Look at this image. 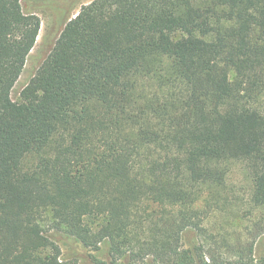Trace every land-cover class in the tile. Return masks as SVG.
I'll return each mask as SVG.
<instances>
[{"label": "trees", "instance_id": "trees-1", "mask_svg": "<svg viewBox=\"0 0 264 264\" xmlns=\"http://www.w3.org/2000/svg\"><path fill=\"white\" fill-rule=\"evenodd\" d=\"M21 1L0 0V264H89L58 231L120 264H264V0H92L16 101L41 27Z\"/></svg>", "mask_w": 264, "mask_h": 264}, {"label": "rangeland", "instance_id": "rangeland-1", "mask_svg": "<svg viewBox=\"0 0 264 264\" xmlns=\"http://www.w3.org/2000/svg\"><path fill=\"white\" fill-rule=\"evenodd\" d=\"M92 0H22L21 4L24 11H32L39 15L41 27L34 47L31 49L22 73L15 83L11 96L13 100H19L21 89L26 85L29 79L34 75L37 68L49 53L56 39L60 35L66 21L74 17L80 8ZM33 160L30 157L26 160L29 164ZM228 185L238 198L239 206L247 207V198L249 193V179L240 164H235L231 168L228 177ZM218 221V218L212 221ZM58 244L65 258H74V255L81 254L86 257L89 264H120L114 262L108 255L106 246L102 245L99 249H90L82 246L73 238L68 237L61 232H56ZM81 264L82 263L81 258ZM122 264V263H121Z\"/></svg>", "mask_w": 264, "mask_h": 264}]
</instances>
